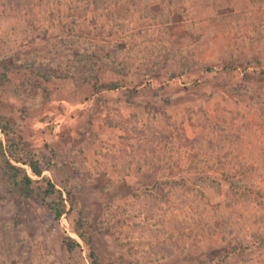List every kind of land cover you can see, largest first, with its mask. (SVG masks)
I'll use <instances>...</instances> for the list:
<instances>
[{
  "label": "rangeland",
  "instance_id": "374dc122",
  "mask_svg": "<svg viewBox=\"0 0 264 264\" xmlns=\"http://www.w3.org/2000/svg\"><path fill=\"white\" fill-rule=\"evenodd\" d=\"M0 126V264H264L250 0H0Z\"/></svg>",
  "mask_w": 264,
  "mask_h": 264
},
{
  "label": "trees",
  "instance_id": "16d2710c",
  "mask_svg": "<svg viewBox=\"0 0 264 264\" xmlns=\"http://www.w3.org/2000/svg\"><path fill=\"white\" fill-rule=\"evenodd\" d=\"M68 2L70 0H67ZM82 0H80L81 2ZM86 1V0H83ZM89 1V0H88ZM91 1V0H90ZM118 1V0H117ZM121 1V0H119ZM250 2L254 5L255 8L259 9L260 12L264 9V0H250ZM44 75H42L43 77ZM44 78H47L46 76ZM118 86L116 84H109L106 86L105 90L112 91L116 90ZM1 129V126H0ZM0 154L3 155V149L0 143ZM28 169L30 170L31 174L35 177H40L42 174V169L40 168L39 164L30 159L28 162L24 163ZM3 172L7 178V180L10 182V185L12 186V189L17 197L26 199V198H33L34 191L31 188V185L33 183L32 179L24 173L19 167H16L12 165L10 162L5 161ZM46 187L43 190V195L46 197L49 196H56L55 201L50 204L49 209L51 210L53 219L55 221H59L62 214L64 213V204L62 203V198L60 192H58L54 185L47 179L43 178ZM77 244L71 241L70 239L66 242V247L71 250L74 247H76ZM92 262L91 264H97V261L93 255L91 254Z\"/></svg>",
  "mask_w": 264,
  "mask_h": 264
}]
</instances>
